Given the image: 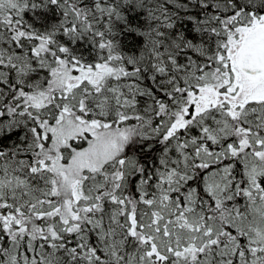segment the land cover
I'll list each match as a JSON object with an SVG mask.
<instances>
[{
	"label": "snow or ice",
	"instance_id": "6c2138e0",
	"mask_svg": "<svg viewBox=\"0 0 264 264\" xmlns=\"http://www.w3.org/2000/svg\"><path fill=\"white\" fill-rule=\"evenodd\" d=\"M0 264H264V0H0Z\"/></svg>",
	"mask_w": 264,
	"mask_h": 264
}]
</instances>
